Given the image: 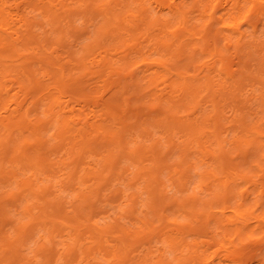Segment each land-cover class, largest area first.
Returning a JSON list of instances; mask_svg holds the SVG:
<instances>
[{
	"label": "clouds",
	"instance_id": "obj_1",
	"mask_svg": "<svg viewBox=\"0 0 264 264\" xmlns=\"http://www.w3.org/2000/svg\"><path fill=\"white\" fill-rule=\"evenodd\" d=\"M219 4L0 0V264H264V0Z\"/></svg>",
	"mask_w": 264,
	"mask_h": 264
},
{
	"label": "bare ground",
	"instance_id": "obj_2",
	"mask_svg": "<svg viewBox=\"0 0 264 264\" xmlns=\"http://www.w3.org/2000/svg\"><path fill=\"white\" fill-rule=\"evenodd\" d=\"M230 2H231V0H227V3L225 2V0H220V4L217 5L215 11L218 13V12H221V11L226 10V9L229 7ZM221 5H223V7H221ZM77 91L80 92V93H83V94H85V95H89V93H88V87H87L86 85H81V86L77 89ZM110 91H111V90H110ZM109 95H110V94H108V96H109ZM108 96L103 95L102 97H100L101 99H99V101H98V100L96 101V98H97V97H96L95 100H93V102L96 101L95 104H94L93 106H90V105H92V104H90L89 107H93L94 109H95V108H101V107H105V108L113 109L114 106H115V103H116V98L113 97L112 100H109V99L107 98ZM90 101H92V100H88V101H87V104H88ZM90 103H92V102H90ZM86 110H87V109H86ZM91 119H92V117L89 116V117H88V123H91Z\"/></svg>",
	"mask_w": 264,
	"mask_h": 264
},
{
	"label": "rangeland",
	"instance_id": "obj_3",
	"mask_svg": "<svg viewBox=\"0 0 264 264\" xmlns=\"http://www.w3.org/2000/svg\"><path fill=\"white\" fill-rule=\"evenodd\" d=\"M93 91H94V90H93ZM88 93H89V92H88ZM108 94H110V90H109V92H105V93H103V94H101V95H97V96H96V97H97V98H96V101H97V100L99 101V99H101L100 97H102L103 95L108 96ZM96 101L93 102V100H92V101H90V102H92V103L89 102L88 105L92 104V105H90V106H93V105L95 104Z\"/></svg>",
	"mask_w": 264,
	"mask_h": 264
}]
</instances>
